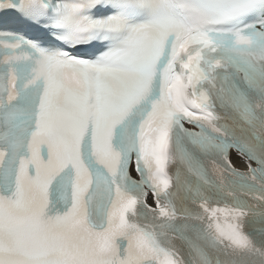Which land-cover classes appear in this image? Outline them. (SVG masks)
Here are the masks:
<instances>
[{
    "label": "snow or ice",
    "instance_id": "snow-or-ice-1",
    "mask_svg": "<svg viewBox=\"0 0 264 264\" xmlns=\"http://www.w3.org/2000/svg\"><path fill=\"white\" fill-rule=\"evenodd\" d=\"M0 264H264V0H0Z\"/></svg>",
    "mask_w": 264,
    "mask_h": 264
}]
</instances>
